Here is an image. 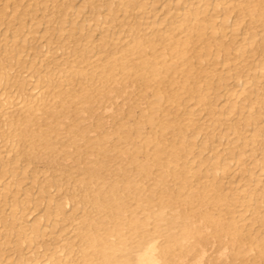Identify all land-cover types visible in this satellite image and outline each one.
I'll use <instances>...</instances> for the list:
<instances>
[{"label":"bare ground","instance_id":"1","mask_svg":"<svg viewBox=\"0 0 264 264\" xmlns=\"http://www.w3.org/2000/svg\"><path fill=\"white\" fill-rule=\"evenodd\" d=\"M47 1L26 3L47 22L59 13L42 33L61 34L69 17L82 39L30 57L37 16L0 30V264H264V0H88L80 23L85 2ZM158 1L171 4L162 15ZM117 105L131 106L125 120L97 131L96 109ZM214 131L231 134L222 151L191 165ZM30 164L32 185L16 187Z\"/></svg>","mask_w":264,"mask_h":264},{"label":"rangeland","instance_id":"2","mask_svg":"<svg viewBox=\"0 0 264 264\" xmlns=\"http://www.w3.org/2000/svg\"><path fill=\"white\" fill-rule=\"evenodd\" d=\"M14 1L15 0H8L7 1V7H6V10L10 13L8 16L5 14V12H3L2 13V11H1V8H2V4H0V20H1V22L3 21V23L0 25V30L1 31H3V30H5L6 29V26L9 24L10 26H12V28L11 29H14L13 27H15L16 28V25H17V17L19 16L20 17V15H21V17H23V15H22V13L24 12H26V14L24 15L25 17H23L22 19H24V21L26 20V21H28V22H30L31 21V19H29V18H31L32 16H37V19L39 18V20H40V23L38 24V25H36V26H34V27H36V29L39 31L40 30V32H41V35L43 36V37H41L40 35H38V34H40V32H38V31H36V33L35 32H33L32 31V33L30 32L29 34L27 33V34H25L28 38H30L29 39V47H27V46H25V47H23V50L25 51L26 49H27V51H29L28 52V55L30 56V57H33V52L34 51H36V48H38V49H40L41 47H42V45H46L47 43H48V45L49 46H51V49L52 50H54V47L55 46H57V45H59V44H63L64 42H68V40H70V38H72L73 36H75L76 38L77 37H79V38H81L82 39V37L78 34V32H76L77 31V29L76 28H74V29H71V31L72 32H75L74 34H73V36L72 35H70L71 33H70V31H69V25H67V22L68 21H70V18L69 17H66L67 18V22H63V24L64 25H62V26H64V30H63V32L60 34H57V32H56V29H52V28H49V31L47 30V31H45V32H43L42 33V31H43V29H44V27L45 26H55V23H56V25H59V23L57 22V20L59 19V18H57L58 17V14L59 13H56L55 15L53 14V18L51 17V18H49L48 20H50V22L48 21L47 22V18L46 17H42L41 16V12L40 11H31L32 9H30L31 8V4H28V5H26V3H30L31 2V0H23L22 1V3H24V1H25V4H19V5H14ZM44 1V0H43ZM58 1V2H57ZM59 1L60 2H62V1H67V0H53V2H51V0H48L47 2H46V4L48 5V6H51L52 5V3L53 4H55L56 2L57 3H59ZM69 1V0H68ZM88 0H72V2H77L78 4H80V3H84L85 2V5L83 6V7H81V8H83V11L82 12H79L78 13V16L76 17V20L78 21V23H80V22H82L83 21V18L85 17V15L87 16L88 14H89V10L90 9H93V5H90V4H88V2H87ZM106 1H109V0H106ZM115 3H117L119 0H113ZM160 2H161V0H159ZM157 2L156 4H160V2ZM55 2V3H54ZM102 2V0H97L96 1V3H98V4H100ZM121 5V3H119L118 2V5L117 6H120ZM13 6H15V7H13ZM156 6V5H155ZM160 6V5H159ZM165 9H164V8ZM162 8H161V6L159 7V9H158V11H156L157 13L156 14H158V15H162L165 11L164 10H166V9H169L170 7H171V4L169 5V6H163ZM27 9V10H26ZM99 9H100V7H99ZM101 9H102V12L104 13V12H106V10H104V7L102 8L101 7ZM163 10V11H162ZM176 10V6H172V8H171V11H175ZM28 12H30V14H28ZM34 14V15H33ZM38 14V15H37ZM27 15V16H26ZM29 15V16H28ZM41 18V19H40ZM136 18L137 17H129V18H127V20L129 19V20H136ZM43 19V20H42ZM126 18L125 17H123L122 18V16H120V17H117V20H116V22L117 23H121V21H123V20H125ZM45 20V21H44ZM206 20V19H205ZM44 23V24H43ZM84 23V22H83ZM6 24V25H5ZM14 24V25H13ZM48 24H50V25H48ZM51 24H54V25H51ZM87 27H89L88 25H86ZM66 27V28H65ZM5 28V29H4ZM26 28V27H25ZM25 28H23L24 30H25ZM244 29V27H242V26H240L239 27V29H238V33L241 31V30H243ZM23 30V31H24ZM34 33V34H33ZM95 33L97 34V37L100 35V33H98V30H95ZM24 33L23 32H21L20 33V37H18L17 39H19V38H23L25 35H23ZM36 37V36H40V37H38V38H34V36ZM37 34V35H36ZM44 34V35H43ZM2 36V35H1ZM0 36V37H1ZM32 36H33V39L31 40V38H32ZM222 40L224 41V42H229V36H227V37H224V38H222ZM236 40L237 41H235L236 43H238V42H240L241 41V35H237V37H236ZM30 41H31V43H30ZM1 45H2V43H0ZM28 45V44H27ZM31 45V46H30ZM32 46H34V47H32ZM45 47V46H44ZM56 48V47H55ZM62 49H65V47L64 46H62ZM62 49H57V51L55 52V53H47V55L46 56H44L43 58H44V60H43V62H42V64L43 65H45L46 63H48V64H50L51 63V61H52V58L54 59H56V58H58L59 59V55L61 54L60 52H61V50ZM23 51V52H24ZM28 55H27V53L26 54H24V57H28ZM222 56H224V54H222ZM235 56L237 57V55L236 54H233L232 55V57L233 58H235ZM57 59V60H58ZM50 60V61H49ZM59 61V60H58ZM213 61V60H212ZM43 65H40V66H42V68H43ZM39 66V67H40ZM240 74H241V76H245V74H246V71L245 70H242V71H240ZM228 86L229 87H231V88H238L239 87V85L237 84V83H234L233 81H229L228 82ZM105 100V99H104ZM108 101H110L109 99H107L106 100V102L105 103H107ZM217 101H220V99L218 100L217 99ZM129 102H133V99H131ZM136 105H135V107H134V113H131V114H129V117H127V120L128 121H132V120H135V119H138V118H136L135 116H137L138 115V113H140V108H139V106H137V104L138 105H145L146 103H147V101H146V99H137L135 102H134ZM133 104V103H132ZM134 105V104H133ZM125 106V109H123V110H114L115 108H119L118 107V105L117 106H115V107H113L112 109V111L110 112V111H104V109L102 108V107H98L97 109H96V111L94 112V116H93V120H94V118H98V117H101V120H99V122H101V124H102V129L100 128V127H97L96 128V130L98 131H100V130H104V129H108V130H111L112 129V126L113 127H115L119 122H121V121H123V120H125V119H123L122 118V116H123V114H127L126 113V109L127 108H130L131 106H129L128 107V105H124ZM110 112V113H109ZM183 116H188V114L187 113H185V112H183ZM200 116H203L202 114L200 115ZM199 116V117H200ZM143 118V117H142ZM231 121H234V119H229V120H227V122H231ZM98 122V121H97ZM86 124V123H85ZM89 124V123H88ZM142 125H143V127H144V129H143V131L144 132H146L148 129H149V125L147 124V123H145V122H142L141 123ZM131 126V125H130ZM251 126L252 125H246V127H244V129H246V134L247 133H249L250 132V130L249 129H251ZM214 132H216L217 133V131H214ZM204 136V133H198L196 136H194L193 138H191V148H196V146H197V144L200 142V139L202 138ZM230 136H231V134L230 133H227V132H224L223 134H221V135H218V133L215 135V136H213L211 139H208L207 141H205L204 143H202V145H203V148H201L200 147V151H201V153L199 154V155H195V154H191L189 157L191 158V165H193L194 164V162H196V160H198L199 158H205L206 156L208 157V155H212V154H214V153H220L221 151H222V149L224 148V146L226 145V142L229 140V138H230ZM237 144V142L236 143H234V144H232V146H234L235 147V145ZM65 149H68V147H66ZM61 154H63L64 152L63 151H61L60 152ZM13 156V153H10L9 155H7V156H5V158H10V157H12ZM1 157V156H0ZM13 161V160H12ZM24 163V162H23ZM23 163H20L21 165L23 164ZM35 165H37V170L39 171L38 172V174H37V177L39 178V179H43V177H44V175L42 174V172H41V170H43L44 169V163L43 162H41V161H36L35 163H34ZM34 164H30V166H28V169L29 170H27V172H25V173H18V172H20V168H18V167H16V169L13 171L14 172V174L16 175L17 173V175H21V176H24V178L22 177L21 178V182L19 183V185H16V187H30L31 185H32V183H31V177L33 176V173H32V171L30 170V168H32L33 166H34ZM14 165V164H13ZM17 165H19V163H17ZM256 169V168H255ZM73 172H76L75 170H73ZM241 174L242 175H244V176H246L247 175V171H242L240 174L239 173H235V174H233V175H231V174H228V175H226L224 178H223V180H227V179H229V178H231V179H235V178H239L240 176H241ZM70 187H71V185H69V188H67L66 190H64V191H62V192H56L55 193V190L54 189H52V188H50V189H52L51 190V194H52V196H53V198L52 199H50L51 201H53L55 198H57L58 196H60V195H62V194H64L65 192H68L69 191V189H70ZM31 190L32 191H34V190H36V186H33L32 188H31ZM228 190V189H227ZM35 195H37V192L35 191V193H34ZM9 196V195H8ZM10 197V196H9ZM45 201V202H44ZM44 201H43V204L40 206V207H38V208H32L31 209V211H29V213L30 214H28L29 216H28V218H34V217H36V216H38L39 214H41V213H43L44 212V209H43V207H44V205L46 204V202L48 201V199L47 198H45L44 199ZM71 203H73V202H71ZM30 205H31V203H30ZM43 206V207H42ZM65 209L69 212L71 209H73V207L71 206V205H67L66 207H65ZM78 210V209H77ZM7 211H9L8 209H7ZM77 215H80V212H78L77 211ZM44 222V221H43ZM42 222V223H43ZM64 223H68V220H66ZM214 248L213 247H211V249H209L208 251H207V254H206V256L208 257V258H211V257H213L215 254H216V251L215 250H213Z\"/></svg>","mask_w":264,"mask_h":264}]
</instances>
